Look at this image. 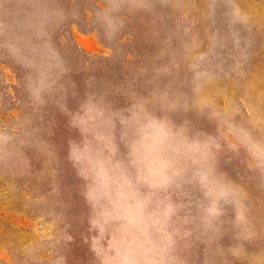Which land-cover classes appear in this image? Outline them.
<instances>
[{"label": "rangeland", "instance_id": "obj_1", "mask_svg": "<svg viewBox=\"0 0 264 264\" xmlns=\"http://www.w3.org/2000/svg\"><path fill=\"white\" fill-rule=\"evenodd\" d=\"M96 91L212 134L240 219L229 211L194 264H264V0H0V264H97L108 241L90 228L61 112Z\"/></svg>", "mask_w": 264, "mask_h": 264}, {"label": "clouds", "instance_id": "obj_2", "mask_svg": "<svg viewBox=\"0 0 264 264\" xmlns=\"http://www.w3.org/2000/svg\"><path fill=\"white\" fill-rule=\"evenodd\" d=\"M37 11L39 33L49 20ZM126 98L118 107L96 91L76 110L66 100L61 109L77 133L66 158L83 182L90 228L108 241L93 249L97 264H194L196 244L229 211L239 221L235 189L211 162L212 134L178 123L166 104Z\"/></svg>", "mask_w": 264, "mask_h": 264}]
</instances>
